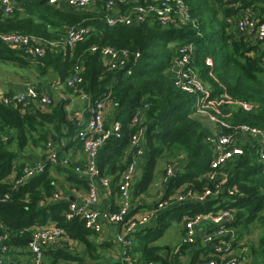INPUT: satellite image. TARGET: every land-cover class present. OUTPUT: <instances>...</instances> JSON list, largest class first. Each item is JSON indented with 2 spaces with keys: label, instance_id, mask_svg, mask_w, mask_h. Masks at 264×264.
Returning a JSON list of instances; mask_svg holds the SVG:
<instances>
[{
  "label": "trees",
  "instance_id": "trees-1",
  "mask_svg": "<svg viewBox=\"0 0 264 264\" xmlns=\"http://www.w3.org/2000/svg\"><path fill=\"white\" fill-rule=\"evenodd\" d=\"M12 1V12L6 13L2 9L3 0H0V34L20 32L37 36L46 43V54L39 58L24 55L23 51L5 44L0 38V57L22 63L36 62L42 70L53 69L59 73L63 81L82 66L83 80L80 84L70 87L65 82L70 91L86 93L91 102L109 95L115 105L116 110L110 119L113 123H122V136H110L98 154L100 175L109 177L111 184L120 182L133 160V149L126 162L122 163V156L129 148L131 136L140 130L144 137L146 164L141 178L134 185L135 195L147 192L162 159L169 162L184 158L180 170L168 179L162 198L190 190L202 194L208 188L214 190L220 181L214 182L207 177L214 153L213 126L204 117L196 116V95L182 91L176 85L175 72L170 70L180 45L191 42L195 46L192 66L209 90V100L206 101L209 110L232 125L247 124L264 130V42L239 33L232 28L234 22L230 20L232 17L237 19L243 9H252L258 18L264 20V0H234V3H239L237 6L228 0H183L190 15L189 20L181 19L178 15L174 21L163 24L150 16L145 22L133 25L109 24V11L104 1L98 2L94 10L59 6L50 0ZM151 2L131 0L124 9L129 12L138 4ZM80 25L91 26V34L82 42L67 45L64 30ZM106 46L132 52L128 64L110 69L108 61L104 64L102 59L101 49ZM94 47L97 49L94 50ZM137 52L140 53L139 57H136ZM129 69H132L131 74L128 73ZM66 104L59 101L44 108L0 101L2 232L8 235L11 250L15 246L29 247L35 228L55 225L64 228L65 234L45 250L44 255L51 256L55 261L61 260L63 264H121L120 261H109L108 253L101 251L106 246L112 248L113 244L98 242L97 238L103 232L88 229L80 216L67 218L70 203L55 199L56 179L49 176L47 168L42 174L21 184L16 183L24 175L25 163H17L16 153L10 149V144L15 139L25 141L28 133L37 125L54 124L56 121L67 123L69 137L72 136L71 140L83 147L78 132L86 121L82 122L78 116L66 121ZM86 116L89 117V112ZM136 117L138 121H135ZM112 122L109 124L106 119V127L109 128ZM41 140L49 145L46 135H42ZM237 146L240 147L239 152L222 168L228 172V177L222 184L219 197L179 202L165 208L153 223L151 220L145 228L135 233L131 231L128 236L133 244L125 247H133V238L138 236L145 241L156 240L173 222L186 221L197 214L228 211L231 218L224 220L222 227L232 231V234L216 238L208 245L201 238H197L195 243L181 242V252L195 247L197 261L200 258V261L220 259L225 249L218 252L216 248L223 241H227L229 246L234 242L230 250L234 254L237 250V257L240 253L239 260L245 253H250L264 264V176L258 155L259 144L253 137L244 135L239 138ZM85 165L79 166L84 169ZM81 175L88 189L87 175ZM118 188L120 193L119 185ZM232 188H235L234 194L229 193ZM120 207L110 212H117ZM133 209L119 224V233L135 216L137 210ZM148 209L154 208L148 206ZM255 222L254 229H260V237L257 242H251L248 235ZM215 225L212 232L221 226ZM78 242L83 245L84 254L71 249ZM157 251V247L147 245L140 259L144 264H166ZM174 258V264H180L178 255ZM136 264L141 263L136 261Z\"/></svg>",
  "mask_w": 264,
  "mask_h": 264
},
{
  "label": "built area",
  "instance_id": "built-area-1",
  "mask_svg": "<svg viewBox=\"0 0 264 264\" xmlns=\"http://www.w3.org/2000/svg\"><path fill=\"white\" fill-rule=\"evenodd\" d=\"M58 0H50L55 3ZM66 3L73 8H92L96 3L104 1L107 9H116L120 4L118 0H65ZM126 0H119L125 2ZM234 5V0H228ZM3 9L6 13L12 12L13 1L3 0ZM180 15L181 19L189 20L190 15L183 0H152L151 3L138 4L134 6L131 11L126 13H118L115 15H107V22L111 25L127 24L133 25L136 23L145 22L150 16H154L159 22L168 24L174 21L175 17ZM235 29L255 40L264 42V20L257 17L252 9L241 10V15L237 17ZM92 32L91 26L80 25L78 27L67 28L65 31V43L67 45H75L78 42L84 41ZM1 40L20 51L24 55L33 58L43 57L46 54V43L43 39L31 34H24L20 32H7L0 34ZM97 49L94 47V50ZM102 56L107 58L110 69H118L125 67L132 56V52L127 49H118L111 46H106L101 49ZM195 53V46L189 42L178 47V55L172 66L178 65V70L173 71L176 74V85L184 92L196 95L194 110L196 116L204 117L209 120L213 126L214 136L212 143H214V153L210 164V172L207 177L216 182L215 189H206L202 194L193 193L191 190L184 194H178L169 198H160L159 203L154 209H146L143 213L133 216L127 224L124 225V230L116 236V243L122 246H131L132 239L128 236L131 231L140 226H145L150 223L152 217L157 213L163 211L165 208L172 206L175 203L184 201L200 200L205 201L209 196L219 197L222 184H224L228 177V172L222 170L224 165L231 160L236 153L239 152L240 147L237 142L241 136H251L259 144L258 155L262 163V173L264 176V130L259 127H253L247 124L232 125L230 122L219 118L216 114L209 110L206 101L209 100V90L204 81L200 78L198 71L192 66V59ZM140 53H136L139 57ZM264 62V56H263ZM129 73L132 69L128 70ZM83 78L81 71L78 70L70 78L66 80V84L74 87L82 82ZM84 97L87 95L84 93ZM110 96L107 95L102 99L91 102L89 99L88 112L89 118L85 126L78 132V137L83 143V151L86 156V165L82 169L80 166L76 167V171L85 173L88 178V193L79 202H71L66 216L72 219L80 216L84 219L85 225L88 229L101 233L104 231L106 224L119 225L123 223L130 210L133 209V191L132 184L135 178V171L137 167L138 158L144 155V137L143 132L135 133L131 136L130 144L134 150V158L125 170L120 182L121 207L117 212L99 211L95 206L99 200L97 190V183H101L104 187L110 186L109 177H102L98 168V154L99 149L106 142V140L116 135L121 137L122 123L115 121L112 125L106 127V109L110 103ZM0 101L4 103L21 104L24 107L37 105L41 107H49L54 104V99L44 91L39 90L34 85H28L24 91L13 92L2 95ZM78 118L83 119V116L76 113ZM138 121V117L135 118ZM60 161L57 152H50L45 162H34L27 164L23 168L24 175L17 180V183H22L24 180L45 172L46 163H57ZM63 162H67L66 159ZM174 175V166L168 163L166 166L165 176L168 180ZM235 188H232L229 193L234 194ZM55 197H58L55 194ZM225 218H231L228 211H222L218 214L202 215L197 214L194 217H189L185 223V231L182 237L183 243H195L197 241V227L202 222L211 220L214 224H220L219 230L208 236L203 241L206 243H213L216 238L225 236L228 230L222 227ZM65 234V229L52 225L49 227L35 228L29 242V251L33 256L34 264H43L44 251L55 245ZM222 251V247L216 248ZM10 252V245L8 243V235L2 232L0 223V264H4V257ZM122 264H136L130 258H124ZM153 264V263H148ZM198 264H240L237 256L221 257L220 259H209L201 261Z\"/></svg>",
  "mask_w": 264,
  "mask_h": 264
},
{
  "label": "crops",
  "instance_id": "crops-1",
  "mask_svg": "<svg viewBox=\"0 0 264 264\" xmlns=\"http://www.w3.org/2000/svg\"><path fill=\"white\" fill-rule=\"evenodd\" d=\"M130 1L131 0H126L122 3L118 0L117 2L118 4L121 3V6H118L116 9L113 10L107 9L109 11L108 15L126 13L127 11H125L124 7H126L130 3ZM55 3L59 6H69L65 0H58ZM97 4L98 3H96L95 6H97ZM95 6H93L91 10H94L96 8ZM230 20L234 22V24H232V28H235V20L237 21L236 17H232L230 18ZM102 59L103 63L107 64V58L102 56ZM79 69L80 71H83L84 67L80 66ZM173 69L174 66H172L170 70ZM66 80L63 81L60 78L59 73L55 72L53 69L42 70L36 62L31 61L28 63H22L15 59H2L0 57V97L5 94L24 91L28 85H34L39 90L49 94L54 99L55 103L59 101H65L67 103L65 108L67 113L66 121H71L72 118L75 119L76 113H79L83 116V119H80L82 122L87 121L89 118L86 116L90 99L89 96L85 93L87 97H84V93H81V91H79V93H77V90H75L76 92L70 91L69 87H67L65 84ZM115 110V105L110 100V103H108L106 109V119L108 120L109 124H111V122L113 121L112 119H110V117L113 115ZM58 127H60V129H58ZM42 135H46L47 140L49 141L48 146L45 145L46 143L41 140ZM71 137L72 136L69 137L68 135L67 123L60 124L56 121L54 124L37 125L36 129H32V131L28 133L27 139L25 141L20 142L18 141V139L13 140V142L10 144V149L16 153L17 163H25L24 165L32 164L37 161L45 162L50 152H57L59 154L60 161L57 163H46L47 173L49 174V176H52L54 179H56V194L58 195V197H55V199L59 201L65 200L69 203H74L81 201L87 195L88 189L82 181V179L84 178V176L81 175L82 173H77V171H75L76 167H78L79 165H84V163L86 162V156L83 151V147L75 143L74 140H71ZM131 153L132 146L130 144L128 150H126L125 156H122V163L127 161V158L129 154L131 156ZM64 159H66L67 162L64 163ZM170 162L174 166L175 174L177 170H180V167L183 165L184 158H175L169 161L168 163ZM162 163L163 168H161ZM164 163L165 162L163 161V159L158 163V166L156 167L155 171L154 180L152 181L147 192L135 195L136 191L134 185H136L137 181L142 176L143 168L146 164V154L138 158L137 167L135 171V178L132 184L134 204L133 211L135 209L137 210L135 215L143 213L148 208V206L156 208V205L159 203L160 198L164 196L169 181L164 175L167 166L166 163L164 167ZM60 165H62V167ZM120 182L118 183V181H116L115 183L111 184L110 181V186L107 188L104 187L101 183H97L99 200L95 207L99 211H115L116 208L121 206L122 199L118 188ZM152 190L156 191L155 197H152L151 195ZM160 213L161 212L157 213L155 216L152 217L151 223L154 222V220ZM176 223L177 225L173 235L175 237L173 241L174 243H172L171 240L166 239L167 237H170V235L167 234V229L172 224L156 240L145 241L144 239L139 238V236L134 237V246L131 248H126L122 245H117L115 243L116 236L119 234V231L121 229V226L119 225L115 226L114 224H106L103 233L99 235L97 239L98 242H113L112 248H108L106 246V249H101V251H104V253H108L109 261H120L121 264L124 258L126 257H130L135 262L139 261V263L144 264L140 257L142 251L147 245L157 247L158 254L164 257V259L166 260V264H174L175 255H178L180 264H198L199 262H201V258L199 261L196 260L194 256L195 247L193 249H188L186 252H181V245L183 243L182 237L184 235L186 221H177ZM255 224L256 222L252 226L251 234L254 233L253 229L255 227ZM215 226L216 225L211 220L202 222L197 227V238H201L202 240L206 239L208 236L213 234L214 231L212 232L211 229L213 230ZM143 228H145V226H140L137 229L133 230L132 233H135V231H137L138 229L141 230ZM225 234H232V231L228 230ZM259 237L260 232L258 230H255L254 239L252 240L254 242H257ZM252 240L250 241L252 242ZM204 243L206 245L209 244L206 242ZM233 244L234 242L231 243V246ZM219 246L222 247L221 250L225 249V252L223 254H220V258L224 256L235 255L237 253V250L235 254L233 251L230 250L231 246L227 244V241H223V243H221ZM71 249L74 252H78L81 254L85 253L83 245L79 242L73 245ZM237 255L238 257H240V253ZM4 264H34L33 256L29 251V247H11L10 252L4 257ZM43 264H63V262L61 260L55 261V259L53 260L51 256L44 255ZM240 264L261 263L258 257H254L250 253H245L243 257L241 256Z\"/></svg>",
  "mask_w": 264,
  "mask_h": 264
},
{
  "label": "rangeland",
  "instance_id": "rangeland-1",
  "mask_svg": "<svg viewBox=\"0 0 264 264\" xmlns=\"http://www.w3.org/2000/svg\"><path fill=\"white\" fill-rule=\"evenodd\" d=\"M166 163L168 164V162L166 161V162L164 163V167H165ZM162 166H163V163L161 164V168H163ZM162 174H163V173H162ZM151 195H152V197H155V196H156V191H155V190H152ZM176 225H177V223L175 222V223H173V224L167 229V234H169L170 237H167L166 239L171 240L172 243H174L173 241H174V239H175V237H174L173 235H174V231H175V229H176ZM255 230H258V231H259L260 229L255 228L254 231H253L254 233H255ZM254 233L249 234V236H248V239L250 238L249 240L254 239ZM232 256H234V255H232ZM237 258L239 259V257H237Z\"/></svg>",
  "mask_w": 264,
  "mask_h": 264
},
{
  "label": "water",
  "instance_id": "water-1",
  "mask_svg": "<svg viewBox=\"0 0 264 264\" xmlns=\"http://www.w3.org/2000/svg\"><path fill=\"white\" fill-rule=\"evenodd\" d=\"M5 8V5L2 6V9ZM174 70L177 71L178 70V65L174 66ZM230 218H225L226 221H228Z\"/></svg>",
  "mask_w": 264,
  "mask_h": 264
}]
</instances>
